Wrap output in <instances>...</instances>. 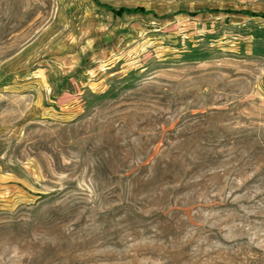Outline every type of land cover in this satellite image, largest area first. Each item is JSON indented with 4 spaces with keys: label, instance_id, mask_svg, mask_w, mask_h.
Listing matches in <instances>:
<instances>
[{
    "label": "rangeland",
    "instance_id": "rangeland-1",
    "mask_svg": "<svg viewBox=\"0 0 264 264\" xmlns=\"http://www.w3.org/2000/svg\"><path fill=\"white\" fill-rule=\"evenodd\" d=\"M243 9L264 0H0V264H264Z\"/></svg>",
    "mask_w": 264,
    "mask_h": 264
},
{
    "label": "trees",
    "instance_id": "trees-1",
    "mask_svg": "<svg viewBox=\"0 0 264 264\" xmlns=\"http://www.w3.org/2000/svg\"><path fill=\"white\" fill-rule=\"evenodd\" d=\"M112 9V8H111ZM113 10V9H112ZM123 11H125V12H128V13H130V12H138L137 10H135V9H124V10H122V11H120V12H123ZM229 11V10H228ZM119 11H117V13H120ZM238 12H241V13H244V14H248V15H252V16H262V17H264V12H256V11H250V10H245V9H243V10H238ZM146 14H150V13H153V11H150V10H148V11H146L145 12Z\"/></svg>",
    "mask_w": 264,
    "mask_h": 264
}]
</instances>
